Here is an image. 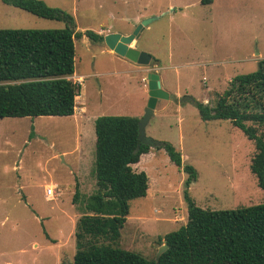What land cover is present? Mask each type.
<instances>
[{
  "label": "rangeland",
  "instance_id": "374dc122",
  "mask_svg": "<svg viewBox=\"0 0 264 264\" xmlns=\"http://www.w3.org/2000/svg\"><path fill=\"white\" fill-rule=\"evenodd\" d=\"M43 1L71 14L75 32L102 36L129 34L135 19L156 17L134 46L178 65L167 72L168 81L211 106L234 76L255 71L264 59V0H213L206 6L200 0ZM63 27L62 21L0 1V28ZM74 45L76 76L69 78L81 88L72 116L0 118V264H61L73 258L71 225L81 215L73 203L75 187L79 200L96 190L94 120L140 119L148 100L145 75L159 71V65L142 66L144 72L129 67L104 41L95 43L85 34ZM159 102L145 128L152 146L132 165L147 174L148 191L129 201L118 243L148 259L156 258L165 234L187 222L185 192L196 206L210 210L264 203L250 170L254 144L240 129L225 119L202 120L190 99ZM151 140L170 142L181 154V166ZM184 165L197 174L188 186ZM50 184L59 195L53 200L44 194Z\"/></svg>",
  "mask_w": 264,
  "mask_h": 264
},
{
  "label": "trees",
  "instance_id": "16d2710c",
  "mask_svg": "<svg viewBox=\"0 0 264 264\" xmlns=\"http://www.w3.org/2000/svg\"><path fill=\"white\" fill-rule=\"evenodd\" d=\"M0 1L65 23L56 29L0 28V118L72 116L81 88L69 78L75 68L74 40L85 34L100 43L102 34L75 32L73 16L43 0ZM212 2L200 0L204 6ZM190 100L202 120H229L253 142L250 170L264 191V59L255 71L234 76L214 105ZM138 120L117 115L95 118L96 190L79 200L75 187L73 203L81 214L74 227L75 253L61 264H264V203L210 210L196 206L187 192V222L164 235L168 247L158 260L118 247L129 201L148 191L147 174L132 168L152 146L138 142ZM151 141L181 166V154L170 142ZM183 170L188 186L196 179V170L190 165Z\"/></svg>",
  "mask_w": 264,
  "mask_h": 264
},
{
  "label": "water",
  "instance_id": "95a60500",
  "mask_svg": "<svg viewBox=\"0 0 264 264\" xmlns=\"http://www.w3.org/2000/svg\"><path fill=\"white\" fill-rule=\"evenodd\" d=\"M156 17H150L141 20L137 23L131 33L122 34L120 32L108 33L103 36V41L106 46L115 54L128 59L141 66H157L159 61L153 58L149 53L137 49L134 44L140 35V32ZM147 88H148V100L144 110L143 116L138 120V142H145V128L154 114L156 104L159 100H170L174 102H186L190 99V96L184 95L177 97L165 89L162 88L160 75L156 71H151L147 74ZM166 244H162L156 254L158 260L161 253L167 249Z\"/></svg>",
  "mask_w": 264,
  "mask_h": 264
},
{
  "label": "crops",
  "instance_id": "0c3cea01",
  "mask_svg": "<svg viewBox=\"0 0 264 264\" xmlns=\"http://www.w3.org/2000/svg\"><path fill=\"white\" fill-rule=\"evenodd\" d=\"M145 17V16H144ZM142 20V19H141ZM141 20H139V21H141ZM137 23H139V22H137V20L135 19V22L133 23L134 24V26H135V24H137ZM134 26H133V28H134ZM118 32V31H117ZM121 60V62L123 63V64H126L127 66H129V67H137L138 69L137 70H139V71H141V72H144L145 70L142 68V66H139L138 64H136V63H134V62H131V61H129L128 59H126V58H124V59H122V58H120ZM158 61H159V63H158V65H159V71H158V74L160 75V81H161V85H162V88L163 89H165L166 91H168L169 93H171V94H174V95H181V94H185V95H188L189 93L187 92V91H185L184 89H182L181 87H180V85L177 83V84H175V86L173 85V84H171L169 81H168V74H167V72L168 71H173V69L175 70L176 68H178V65H171L170 64V62H168V64L166 65L165 63H163V62H161L159 59H157ZM157 65V66H158ZM136 69V68H135ZM128 71V70H127ZM157 72V71H156ZM149 72H147L146 73V78H147V74H148ZM75 76H76V74H74ZM144 78V77H143ZM171 80H173L174 81V79H171ZM182 96V95H181ZM188 96H190V94L188 95ZM192 96V95H191ZM204 101H205V99H204ZM75 102H76V100H75ZM161 105V102H157V104H156V106L157 105ZM156 108V107H155ZM49 187H51V188H55L56 189V187H55V185H47L46 187H45V190H46V188H49ZM44 194H45V192H44ZM45 196H46V194H45ZM59 195H58V193H55V190H54V194H53V198L51 199V198H48L47 196H46V198L47 199H49V200H53V199H56L57 197H58ZM71 221V220H70ZM76 223V222H75ZM75 223L73 224V225H71V228H73V227H75ZM69 224H70V222H69ZM69 232V231H68Z\"/></svg>",
  "mask_w": 264,
  "mask_h": 264
},
{
  "label": "built area",
  "instance_id": "2783aa9c",
  "mask_svg": "<svg viewBox=\"0 0 264 264\" xmlns=\"http://www.w3.org/2000/svg\"><path fill=\"white\" fill-rule=\"evenodd\" d=\"M54 190H55V188H51V187H49V188H46V190H45V194H46V196L48 197V198H53V194H54Z\"/></svg>",
  "mask_w": 264,
  "mask_h": 264
},
{
  "label": "bare ground",
  "instance_id": "6f19581e",
  "mask_svg": "<svg viewBox=\"0 0 264 264\" xmlns=\"http://www.w3.org/2000/svg\"><path fill=\"white\" fill-rule=\"evenodd\" d=\"M35 243V242H34ZM36 246V245H35Z\"/></svg>",
  "mask_w": 264,
  "mask_h": 264
}]
</instances>
